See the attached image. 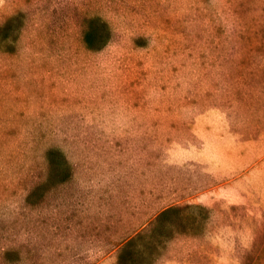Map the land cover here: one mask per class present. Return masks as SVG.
<instances>
[{
    "label": "rangeland",
    "instance_id": "rangeland-1",
    "mask_svg": "<svg viewBox=\"0 0 264 264\" xmlns=\"http://www.w3.org/2000/svg\"><path fill=\"white\" fill-rule=\"evenodd\" d=\"M123 251L264 264V0H0V264Z\"/></svg>",
    "mask_w": 264,
    "mask_h": 264
},
{
    "label": "trees",
    "instance_id": "trees-1",
    "mask_svg": "<svg viewBox=\"0 0 264 264\" xmlns=\"http://www.w3.org/2000/svg\"><path fill=\"white\" fill-rule=\"evenodd\" d=\"M112 37V31L107 21L103 20L100 17L91 18L88 22V28L85 31L84 39L87 46L90 49L100 50L104 48L110 41ZM49 157L51 156V151L48 152ZM59 155H64L63 153L59 152ZM68 174L64 176L67 178ZM178 207H170L164 210L160 214V219H163L171 212H176ZM127 252V250H125ZM124 251L119 256V264H126L124 258Z\"/></svg>",
    "mask_w": 264,
    "mask_h": 264
}]
</instances>
